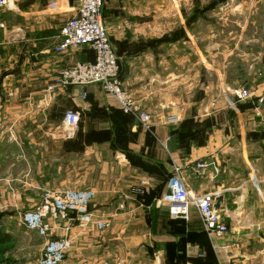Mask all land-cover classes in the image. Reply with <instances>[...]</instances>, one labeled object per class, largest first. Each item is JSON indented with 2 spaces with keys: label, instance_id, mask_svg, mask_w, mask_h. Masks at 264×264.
<instances>
[{
  "label": "crops",
  "instance_id": "1",
  "mask_svg": "<svg viewBox=\"0 0 264 264\" xmlns=\"http://www.w3.org/2000/svg\"><path fill=\"white\" fill-rule=\"evenodd\" d=\"M179 1L105 0L103 7L149 131L99 85L46 91L62 70L94 61L87 48L55 52L80 0H17L0 9V172L24 173L39 196L70 186L94 192L92 222L74 227L64 264H264V37L244 34L247 13L264 12V0ZM254 26L262 29V20ZM238 76L245 78L234 86ZM241 85L253 100H237ZM69 112L80 114L73 134L63 129ZM176 168L193 195L223 198L227 235L210 238L194 209L188 218L171 214L165 197ZM11 193L26 211L42 199ZM97 221L110 225L100 231ZM6 228L0 264H37L45 240ZM11 246L22 255L11 257Z\"/></svg>",
  "mask_w": 264,
  "mask_h": 264
},
{
  "label": "built area",
  "instance_id": "2",
  "mask_svg": "<svg viewBox=\"0 0 264 264\" xmlns=\"http://www.w3.org/2000/svg\"><path fill=\"white\" fill-rule=\"evenodd\" d=\"M17 0H0V9H12ZM105 0H80L74 9L72 17L61 27L59 45L55 48L58 54H69L89 49L94 56L93 62L77 63L62 70L47 89L54 92L57 87H87L99 85L105 94L114 100L118 109L125 115H134L140 125L151 130V117L139 105L137 99L124 89L121 80V66L110 42L107 27L103 18ZM238 100L249 98L246 91H236ZM173 119L170 118L169 121ZM80 123V114L69 112L63 120V129L73 134ZM198 169L205 165L198 163ZM170 193L165 201L174 216L188 218L190 210L197 211L201 218L205 232L210 238H222L230 230L221 214L214 210V195L194 196L188 190L182 172L176 168ZM94 196V192L87 190L80 193L68 191H49L45 194L36 211L24 215L25 227L37 233L41 238L48 239L44 246L43 255L37 264H60L71 242L68 238L49 239L57 229V223L67 219L69 211H78L83 226L90 222V215L86 213V205ZM121 211L123 206H121ZM109 222L99 223L101 229L107 228Z\"/></svg>",
  "mask_w": 264,
  "mask_h": 264
},
{
  "label": "rangeland",
  "instance_id": "3",
  "mask_svg": "<svg viewBox=\"0 0 264 264\" xmlns=\"http://www.w3.org/2000/svg\"><path fill=\"white\" fill-rule=\"evenodd\" d=\"M156 1L159 2V3H163L164 2V0H156ZM193 2L200 3L201 1L200 0H194ZM230 2L231 3L232 2L235 3V0H230ZM247 2L251 3L252 5H254L257 2V0H248ZM167 3L169 5H171V3H174V0L173 1L167 0ZM178 3L180 4L179 0H178ZM190 3H192L191 0H183L182 1V4L190 5ZM174 15H175L174 12H172L171 15H170V12H169L168 19H170L171 21H174L175 20V16ZM247 17H248V19H247L248 20V24H247V28L244 29V34L247 37H254L255 36V31L257 30V35H261V36L264 37V12L261 11V10H259L258 12H255V13L248 12L246 18ZM190 18L191 17H188L187 20H190ZM236 19H239V18L238 17L237 18L236 17H231V19L229 18L230 21H234ZM255 20H262V23H263L262 29H260V28L256 29L255 28V26H254V21ZM231 27H233V24H232ZM230 30L232 32V35H237L240 32L239 28H231ZM67 68H69V67H67ZM120 77H121L124 89L127 90L129 93H131V91H129L127 86L125 85L124 77H123L122 74L120 75ZM244 78L245 77H239L238 76V77H236L234 82L232 81V83L235 86L236 82L243 81ZM141 83L142 82H140L137 85H140ZM241 86L242 87H240V89H238L237 87H234L235 88L234 91H233L234 94H235L236 91H246V92L249 93V98H247L245 100H253L254 99V96L252 94L253 92L251 91L249 86H247V87H246V85H241ZM262 99L263 98H260V100H262ZM245 100H238V101H245ZM121 114H123V113L121 112ZM78 128H79V125L77 127V130H78ZM23 176H24V173H21V172L13 173V175H11V177H9L8 174H6L5 172H3V173L0 172V220L3 221V225H5V227L10 228V229L12 228L15 231H16V229L17 230L19 229L20 232L25 233V234L26 233L32 234V235L35 234L36 236H38L37 233L31 232L25 227V225H24V215L26 213H28V212H32V211L35 212L37 207L40 205V203L42 202V200H43V198H44V196H45V194L47 192H49V191H68V192H73V193H80L81 191H86V190H79V189H76V188L70 186V187H68V189H48L46 191H42L41 195L39 196V193H37L38 191L34 192V188H31L30 186H28V182L25 179H22ZM7 177L12 179V181L8 179L9 181L5 182V179H7ZM26 178H27V176H26ZM15 179H18V180H15ZM5 183H6V185H5ZM69 188H72V189H69ZM11 192L16 193L17 195H21L22 199H24L26 201H33L34 199H36L38 197L40 199L41 196H42L41 197L42 199L40 200L41 202H39L37 206H34V204H33V206L26 211V210H24V207H28L26 204H25V206L19 205V204H16V203L12 202V200L8 199L9 193L12 194ZM204 194H206V193H203V195ZM195 195L198 196V195H202V194H194V196ZM5 196H7V199L5 198ZM91 200H92V198L89 200V202L86 205V213L89 214V215H90L89 207H90V201ZM253 202H252V206L256 207L260 211L262 209L261 208L262 204L256 202V200L253 201ZM259 211H258V213H259ZM91 222L92 221H91V217H90V222L88 224H86L85 226H83L81 224L80 216H79L78 211H74L73 210V211H69L68 212L66 220L60 221V222L57 223V226H56L57 229L50 235L49 239H57L58 240V239L63 237V238H68L70 240V242H71L70 248L65 253V255L63 257V260L61 261L60 264H64V260H65L66 255L68 254V252L73 247V244H74V241H75V234L73 232L74 227L75 226H77V227H86L89 224H91ZM96 223H97L96 224L97 228L100 231H104L105 229H107V228L101 229V227L98 225L99 223H103V222L97 221ZM108 225H110V224H108ZM5 227H0V233H2V231L5 230ZM7 228H6V230H7ZM25 234H22V235H25ZM57 234H61V236L59 237V236H57ZM38 237H40V236H38ZM29 238L30 237H27V239H29ZM41 239L45 240L44 243H46V241L48 240V239H45V238H41ZM254 243H257V241H254ZM44 246H45V244H44ZM9 252H10L11 257H13V255L14 256H21L23 250L21 249V247L16 249L14 246L13 247L11 246V248H9ZM1 259H3V257H1V254H0V260ZM39 260H40V258L38 259V262H39Z\"/></svg>",
  "mask_w": 264,
  "mask_h": 264
},
{
  "label": "water",
  "instance_id": "4",
  "mask_svg": "<svg viewBox=\"0 0 264 264\" xmlns=\"http://www.w3.org/2000/svg\"><path fill=\"white\" fill-rule=\"evenodd\" d=\"M171 195H172V193H169V196H171ZM222 202H223V198L222 197H218V198L215 199L214 210L216 211L217 214L220 213Z\"/></svg>",
  "mask_w": 264,
  "mask_h": 264
}]
</instances>
